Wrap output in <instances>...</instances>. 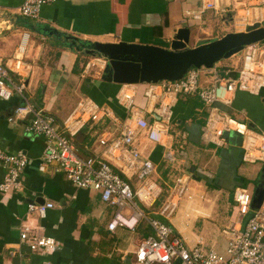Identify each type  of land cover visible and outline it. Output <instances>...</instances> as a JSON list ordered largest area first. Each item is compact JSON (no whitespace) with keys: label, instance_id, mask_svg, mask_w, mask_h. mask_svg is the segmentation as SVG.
Instances as JSON below:
<instances>
[{"label":"crops","instance_id":"obj_1","mask_svg":"<svg viewBox=\"0 0 264 264\" xmlns=\"http://www.w3.org/2000/svg\"><path fill=\"white\" fill-rule=\"evenodd\" d=\"M22 1L0 0V61L13 66L22 34L29 32L21 72L30 98L57 118L59 128L84 97L111 108V116L89 122L72 137L83 156L103 155L100 139L119 136L123 121L135 113H142L151 125L157 123L165 88L162 81L122 85L103 81L98 77L105 59L67 46L63 34L82 40H124L170 48L177 30L189 27L188 46L194 47L229 32L245 31L264 20V0H218V9L206 10L201 18L193 14L203 7V0H59L43 6L38 19L27 21L19 11ZM257 45L264 48V42ZM244 52L215 67L238 71ZM88 72H96L91 74L95 78ZM200 72L201 84L209 86V70ZM121 90L132 91L130 107L118 99ZM20 102L18 95L0 100V152L22 151L29 160L21 174L22 188L6 195L0 193V264H139L135 249L154 234L152 227L145 220L135 224L132 210L125 207L120 214L127 225L110 230L108 225L118 209L104 202L100 192L77 188L62 173L41 172L38 167L46 141L26 131L28 119H11ZM218 106L256 132H264V88L258 93L238 90L231 104ZM207 116L208 107L198 95L180 94L167 122L172 150L148 140L146 130L137 136L134 146L154 163L156 175L146 180L145 189L152 187L151 198L136 200L142 202L149 215L159 216L160 207L157 210L156 206L164 201L165 174L178 170L174 184L179 178L187 181L188 201L182 203L179 215L173 219L175 232L191 247L223 250L227 245L225 230L238 219L234 189L245 186L254 192L253 186L264 179V160L248 158L244 138L232 131L226 132L223 146L203 140ZM183 119L182 130L179 125ZM169 151L173 160L167 158ZM193 171L201 176L194 178ZM4 174L0 162V183ZM127 178L135 190L145 182L137 175ZM202 195L209 197L196 201ZM182 196H177L176 207L183 202ZM45 202H52L54 207L44 218L28 212L29 203ZM173 216L165 220L169 222ZM22 222L54 237L59 245L52 251H32L20 239Z\"/></svg>","mask_w":264,"mask_h":264},{"label":"built area","instance_id":"obj_2","mask_svg":"<svg viewBox=\"0 0 264 264\" xmlns=\"http://www.w3.org/2000/svg\"><path fill=\"white\" fill-rule=\"evenodd\" d=\"M56 1L59 0H23L19 11L21 16L35 20L39 18L43 6ZM203 1V7L193 14L194 18H201L206 10L218 9V0ZM29 37L27 31L22 34L13 57V66L0 61V100H10L18 95L21 102L11 119H28L26 131L45 138L46 145L38 167L41 172L50 170L62 173L77 188H90L100 192L104 202L115 205L118 209L115 218L108 225L110 230L127 225L126 218L120 214L125 207L132 210L131 218L135 219V224L141 220L147 221L154 234L137 245L135 255L139 264H171L174 260H179L180 264H264V201L258 209L253 210V191L245 186L234 189L233 200L238 219L225 230V253L216 249L205 250L201 245L191 247L165 220L175 214L177 196L185 194L188 189L187 181L182 178L177 180L170 196L167 195L160 206V217L149 215L136 197L145 201L151 198L152 187L145 189L148 182L146 177L154 172L155 165L134 146L137 136L146 130L148 140L172 150V143L169 142L171 135L167 127L172 106L180 94L198 95L208 107V116L202 129L203 140L223 146L226 144V132L232 131L244 138L248 158L264 160V132H256L246 122L234 118L218 106L231 104L238 90L258 93L264 88V48L258 47L257 43L247 46L241 66L236 72L230 68L220 70L215 66L207 69L212 77L209 86L200 83L201 72L198 69L189 70L180 80L162 81L165 90L157 110L160 116L157 123L151 125L142 113H135L123 121L119 136L100 139L104 148L103 155L83 156L72 137L89 122H99L102 118L111 116V108L84 97L64 122V126L59 128L57 118L30 98L22 78L21 70L25 65ZM118 99L130 107L133 93L121 90ZM167 158L173 160L172 152L167 153ZM28 161L27 155L22 151L0 152V162L5 170L4 179L0 183L1 194L6 195L22 188L21 174ZM133 175L145 181L136 190L127 178ZM53 207L52 202L29 203L28 212H35L40 218H44ZM20 239L32 251H52L59 245L54 237L41 233L26 222H22L20 226ZM41 264L53 263L46 261Z\"/></svg>","mask_w":264,"mask_h":264},{"label":"water","instance_id":"obj_3","mask_svg":"<svg viewBox=\"0 0 264 264\" xmlns=\"http://www.w3.org/2000/svg\"><path fill=\"white\" fill-rule=\"evenodd\" d=\"M190 32L189 27L179 28L170 48L124 40H82L64 34L63 38L67 46L105 59L101 74L105 82L118 85L158 83L180 80L191 69H211L220 60L242 52L247 46L264 42V20L254 23L245 31L229 32L194 47L188 46ZM263 201L264 179H261L255 186L251 208L258 209Z\"/></svg>","mask_w":264,"mask_h":264},{"label":"rangeland","instance_id":"obj_4","mask_svg":"<svg viewBox=\"0 0 264 264\" xmlns=\"http://www.w3.org/2000/svg\"><path fill=\"white\" fill-rule=\"evenodd\" d=\"M227 21H231V19L230 18H228L227 19ZM227 60H228V58H224V59H222V60H220L218 63H222L223 62V64H225V62H227ZM217 63V64H218ZM216 64V65H217ZM203 68H200V69H198V70H202ZM102 73V72H101ZM88 74H89V76H91V74L92 75H95L96 74V72H88ZM91 78H95L94 76H91ZM98 78H100L101 79V75H99V77ZM200 83H201V78H200ZM193 173V175H196V176H201L199 173H197V172H192ZM168 175H166L165 174V177H167L168 179H166V182L164 183V184H166L165 186H163L164 187V189H163V199L165 198L164 196H166L169 192L168 191H170V188L171 187H173L174 186V182H175V180H176V178L178 177V175H179V171L178 170H175L174 169V171H172V172H168L167 173ZM187 174V173H186ZM156 175V168H155V170H154V172L152 173V174H150V176H147L146 177V179H150L151 177H154ZM254 185V184H253ZM254 188H255V185L253 186V190H254ZM225 195H226V191H225ZM187 196H188V193H187V191L185 192V194L182 196V199H183V202L181 201V204L180 205H178V207H177V209H176V211H175V214H174V216L169 220V223L172 225V226H174L173 224V219L176 217V216H178L179 215V211H180V206H182V203H185V202H187L188 201V199H187ZM206 196V195H205ZM204 195H202V198L199 196V197H196V201H205L209 196H206L205 197ZM163 199H162V201H163ZM166 199H164V201H165ZM195 201V202H196ZM142 202H140V204H141ZM157 207V210L159 209V207L160 206H156ZM207 248H205V250H206ZM216 250H218L219 252H221V253H225L226 252V247L223 249V250H219V249H216Z\"/></svg>","mask_w":264,"mask_h":264},{"label":"trees","instance_id":"obj_5","mask_svg":"<svg viewBox=\"0 0 264 264\" xmlns=\"http://www.w3.org/2000/svg\"><path fill=\"white\" fill-rule=\"evenodd\" d=\"M27 19H28V18H26L25 21H27ZM25 23L27 24L28 22H25ZM62 44H63V43H62ZM86 59H87V58H84V59H83L84 63L86 62ZM77 65H78V64H77ZM75 70H76V68H75ZM76 73H80V72H76ZM39 106H40V105H39ZM185 121H186V119H183V123L179 125V127H181L182 130L184 129V126H185L184 123H185ZM201 123H202V121H201ZM166 197H167V195L165 196V198H166ZM165 198H164V199H165ZM164 199H163V200H164ZM160 203H161V202H160ZM159 217H160V216H159Z\"/></svg>","mask_w":264,"mask_h":264}]
</instances>
